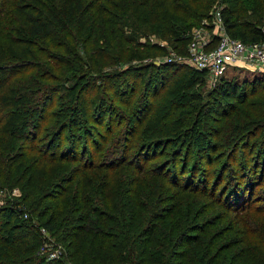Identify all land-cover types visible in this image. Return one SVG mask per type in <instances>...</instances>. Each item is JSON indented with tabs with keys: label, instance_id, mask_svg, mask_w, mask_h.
Masks as SVG:
<instances>
[{
	"label": "trees",
	"instance_id": "obj_1",
	"mask_svg": "<svg viewBox=\"0 0 264 264\" xmlns=\"http://www.w3.org/2000/svg\"><path fill=\"white\" fill-rule=\"evenodd\" d=\"M215 11L264 40V0H0V264H217L238 244L236 264H264V88L223 76L204 91V72L153 62L165 49L146 39L185 53ZM213 206L237 240L198 220Z\"/></svg>",
	"mask_w": 264,
	"mask_h": 264
},
{
	"label": "built area",
	"instance_id": "obj_2",
	"mask_svg": "<svg viewBox=\"0 0 264 264\" xmlns=\"http://www.w3.org/2000/svg\"><path fill=\"white\" fill-rule=\"evenodd\" d=\"M206 21L207 19H204L200 26L192 29L185 53H179L172 49V53L156 57L152 59L153 62H172L191 66L204 72L205 85L208 87H212L220 81L225 75L228 65L264 70V40L243 42L230 36L224 29L218 11L214 12L212 22H209L212 33L208 32L206 25L209 24ZM261 30L264 33V22L261 25ZM5 194L4 190H0V197ZM8 194L12 197L20 195L16 187ZM2 203L0 198V204ZM24 215L26 216V214ZM40 231L43 235L47 234L44 228H41Z\"/></svg>",
	"mask_w": 264,
	"mask_h": 264
},
{
	"label": "rangeland",
	"instance_id": "obj_3",
	"mask_svg": "<svg viewBox=\"0 0 264 264\" xmlns=\"http://www.w3.org/2000/svg\"><path fill=\"white\" fill-rule=\"evenodd\" d=\"M213 16L210 17V19H208L206 21L207 24H209V22L210 23L212 22L211 20H212ZM206 26H207L208 32L212 33L211 25L209 24V25H206ZM146 39H148L149 41L155 42L156 44H158L160 46H163L164 49H165V53L164 54H168V53H172L173 52L170 44L168 43L167 40H165V38L158 37L155 34H149ZM146 39L143 36L140 37V41H144ZM162 54H158V55H156V57L157 56L161 57ZM146 61H148V60H146ZM134 62H136V61H132L131 63H134ZM124 66H125V63H123V64H121L119 66L106 67L104 69H106L108 71V70H112L113 68H116V67L121 69V68H124ZM224 76L229 77V78L233 77V80H237L238 83H242V81L251 82L254 79H257V80L260 81L259 87H261V89L264 88V70H256V69H251L249 67H240V66H236V65H228L227 68H226ZM135 78L136 77H128V78H126V80H128V82L132 83L135 80ZM145 78H146V74H143L138 79L136 87H135L136 88L135 89V93H134V95L132 96V98L130 100V104L126 105V106L125 105L120 106V108L123 111H125V112H128L130 110L134 111L135 106L137 105L136 101L138 100V101L141 102L140 99H141V96L143 95L142 94V91H143V85L142 84H143ZM245 84H248V83H245ZM209 88L210 87L205 86L203 88V90L205 91V90H208ZM106 121H107V119L105 118L103 120V122H106ZM142 126H143V124L140 126L137 134L135 135V138H134L135 141L132 143L133 147H135L137 142H139L138 136L140 134V130H141ZM100 130L102 132L104 129H100ZM99 141H100V139H99ZM109 142H110V139L106 142L105 146H108ZM166 157H167L166 155L158 156L154 161L150 162L149 164H156V162H159L160 160H162L163 158H166ZM216 166L217 165H212V166L206 165V167L207 168L209 167V170H210V172H209L210 178L208 179L210 182H211V180L214 177L213 172H214V168ZM189 170H190V165L187 167V171L186 172H188ZM258 170H259V166H258ZM180 181L183 182L182 178H180ZM186 181H189L188 184L191 183V182L193 184L198 183V179H193V177H190L189 180H186ZM225 181L227 182V180H225ZM233 181L234 180H231V182H233ZM222 185H223V180H221V182L219 183L218 189ZM257 188L258 189H256V190H259V192L262 193L260 189H262V188L264 189V180H263V182H261L260 186H257ZM263 189H262V191H263ZM19 194H21L20 191H19ZM204 201H205V199H204ZM255 204H258V201ZM222 214H225V213H224V210H223V208L221 206H213V208L210 211H208L207 213H205L204 215H202V216H200L198 218V220H205L211 215V217L215 221V223H214L213 227H211V231L210 232L215 231V230L218 231V234L224 232L223 235H221L220 238L217 239L216 244L219 243V242L228 240V239H231L232 240L231 242H233L234 239L237 240L239 238V233L237 232V228H236L234 220L232 219V216H231L232 214H229V216H226V217H222ZM43 236L45 237V240L41 243V245L39 247L40 254L45 255V257L47 259H51V258L56 257L57 255H59V250H60L59 245L58 244L55 245L53 243L54 240H53L52 237L48 236V233L46 235H43ZM240 246H241V244L234 245L232 247V249L222 253L220 258L217 260L216 263L217 264L218 263H220V264H236L235 261L230 259V256H231L230 254L234 250L239 249Z\"/></svg>",
	"mask_w": 264,
	"mask_h": 264
}]
</instances>
